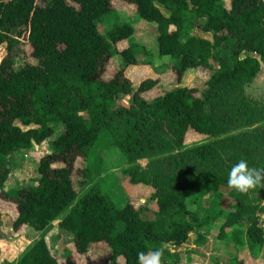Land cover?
<instances>
[{
    "label": "trees",
    "instance_id": "1",
    "mask_svg": "<svg viewBox=\"0 0 264 264\" xmlns=\"http://www.w3.org/2000/svg\"><path fill=\"white\" fill-rule=\"evenodd\" d=\"M123 1L156 23L158 54L171 58L175 78L199 66L213 70L207 88L200 95L188 85L143 95L159 80L147 77L135 86L126 75L145 64L136 44L126 41L133 26L119 17L105 31L98 26L118 11L113 0H0L6 51L0 59V202L14 205L13 229L41 230L58 220L80 253L92 242L108 244L104 264H137L138 252L156 249H163V264H179L175 248L197 230L206 238L205 228L218 221L220 238L243 245L247 237L264 246V187L241 193L227 183L241 159L264 168V107L243 95L264 61V0ZM23 38L32 60L16 66L13 49ZM115 55L120 65L112 62ZM127 94V106L117 101ZM56 123L61 131L51 151L36 159L35 183L3 190L11 156L51 136ZM189 128L210 139L187 145ZM102 139L123 155L124 178L150 188L156 209L128 198L119 205L98 184L76 183L73 174H89L87 165L75 167L77 158L88 163ZM141 158L148 159L145 167ZM76 184L87 186L80 195ZM221 187L228 189L226 206L216 213L200 217L189 207ZM14 240L19 252L5 264H78L70 248L58 256L44 237L24 247ZM229 264H245L244 255L236 253Z\"/></svg>",
    "mask_w": 264,
    "mask_h": 264
},
{
    "label": "rangeland",
    "instance_id": "2",
    "mask_svg": "<svg viewBox=\"0 0 264 264\" xmlns=\"http://www.w3.org/2000/svg\"><path fill=\"white\" fill-rule=\"evenodd\" d=\"M39 3H44L45 0H38ZM227 2V0H225ZM114 5L118 11L104 16L98 21V26L101 31H105L112 25L115 18L128 20L133 26V33L126 40L127 42H134L136 44V57L139 61L145 64H138L129 67L126 70V75L132 80L133 84L137 86L138 82L147 77L157 78L159 81L157 85L148 90L145 96L153 97L156 94L163 92L166 89L175 88L177 86L188 85L196 89L197 94H201L207 88V81L210 78L213 70L199 66L188 70L181 80L175 78L174 72L170 69L172 62L169 56H160L157 49V25L155 22L147 21L135 13L133 5H130L123 0H113ZM165 11V10H164ZM197 22V21H195ZM194 24H197L195 23ZM195 33L202 34L199 26L194 25ZM5 49L0 47V59L5 55ZM15 65L19 66L25 59L32 60L30 55L31 46L23 38L13 49ZM244 52L241 56L246 55ZM112 62L117 65L121 64L119 55H115ZM216 66V63H214ZM105 76H108L105 73ZM243 95L250 99L254 104L264 107V61L260 60V69L253 79L243 86ZM117 101L123 105L129 104V95L118 97ZM54 133L43 140L41 143H34L30 149H24L16 152L11 156L9 162L12 170L11 179H15L16 184L11 183L13 187L18 185H32L38 177L36 159L52 149V140L61 131V126L52 124ZM210 139L209 136L199 134L192 128L187 130L185 136V143L191 145L204 140ZM110 141L102 139L96 143L93 149V155L84 163L81 158H77L76 166H88L87 176L82 173L78 175L73 174L77 183L78 178L90 184H98L119 204L123 205L127 198L130 199L137 207L140 205H147L150 208L156 209L155 201L148 198L150 188L141 184H131L122 174V168L126 166L123 155L120 151L110 145ZM148 159H139L140 164L145 167ZM83 184H76L80 195L85 186ZM86 186V187H87ZM228 189L225 187L219 188L211 197L199 200L197 203L188 202L189 207L196 210L198 216L204 217L216 213L219 208L225 207ZM149 214V213H148ZM151 216V214H149ZM56 221V222H55ZM54 222V223H53ZM221 222H216L211 227L205 228L206 238L198 237L200 230L190 236L189 242L185 245L177 246L180 252L179 264H219L222 260L223 264H229L230 259L238 252L244 255L245 264H263L264 263V246H259L252 243L247 237L243 240V245H235L227 238H220L218 235L219 225ZM49 224L51 228L45 229ZM41 232L39 237H44L49 245V248L58 256H63L65 250L70 248L73 258L78 264H104L107 262L111 248L105 242H92L86 252H78L73 245V234L68 229H63L58 225V220L49 223ZM260 224L264 229V212L260 213ZM60 257V259H61ZM122 259V257L120 258ZM62 261V259H61Z\"/></svg>",
    "mask_w": 264,
    "mask_h": 264
},
{
    "label": "crops",
    "instance_id": "3",
    "mask_svg": "<svg viewBox=\"0 0 264 264\" xmlns=\"http://www.w3.org/2000/svg\"><path fill=\"white\" fill-rule=\"evenodd\" d=\"M11 172L12 170H10V173L7 179L1 184V188L3 190H8L9 188L13 187V185L10 184V181L11 183L16 184V182H13V181H16V178L11 179L12 177ZM18 186H23V185H18ZM0 210H1V215H0V264H5L6 261L13 259L19 252L18 248L11 243V240L16 239L19 242V245L21 247H24V245L31 242L33 239L39 238V236L41 235V232L44 229L35 230L31 226L23 225L19 229L15 230L12 227V220L16 213L14 205L10 202L1 201ZM52 225L54 226V224H49L45 229L51 228ZM188 242L189 240L181 245H185ZM192 264H197V263L193 261ZM219 264H223L221 259L219 260Z\"/></svg>",
    "mask_w": 264,
    "mask_h": 264
},
{
    "label": "clouds",
    "instance_id": "4",
    "mask_svg": "<svg viewBox=\"0 0 264 264\" xmlns=\"http://www.w3.org/2000/svg\"><path fill=\"white\" fill-rule=\"evenodd\" d=\"M228 186L238 192L246 193L257 186L264 187V168L250 167L248 162L241 159L234 164L227 179ZM163 249L137 253V264H163Z\"/></svg>",
    "mask_w": 264,
    "mask_h": 264
}]
</instances>
